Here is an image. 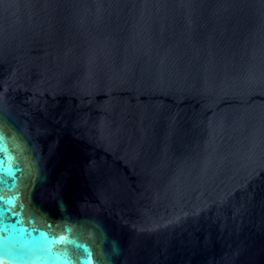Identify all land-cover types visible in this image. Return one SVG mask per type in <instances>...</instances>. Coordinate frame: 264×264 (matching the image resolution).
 <instances>
[{"label": "water", "instance_id": "1", "mask_svg": "<svg viewBox=\"0 0 264 264\" xmlns=\"http://www.w3.org/2000/svg\"><path fill=\"white\" fill-rule=\"evenodd\" d=\"M0 264H264V0H0Z\"/></svg>", "mask_w": 264, "mask_h": 264}]
</instances>
